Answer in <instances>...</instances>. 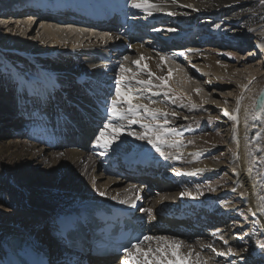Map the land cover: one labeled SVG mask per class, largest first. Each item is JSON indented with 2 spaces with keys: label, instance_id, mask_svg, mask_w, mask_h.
Wrapping results in <instances>:
<instances>
[{
  "label": "bare ground",
  "instance_id": "bare-ground-1",
  "mask_svg": "<svg viewBox=\"0 0 264 264\" xmlns=\"http://www.w3.org/2000/svg\"><path fill=\"white\" fill-rule=\"evenodd\" d=\"M71 1L73 0L65 3ZM118 1L125 6L131 5V0ZM247 1L177 0V3L173 4L171 0H152L158 8L153 9L150 16L162 18L163 21L168 19L164 21L166 26L158 27L165 29L169 19H178L189 26L183 31L180 30L185 33V40L190 37L193 28L202 34L206 33V29L213 30V35L221 38L216 40V37H212L211 40L210 36L200 34L199 46L198 42L194 45L183 44L185 40L183 37L179 38L177 46L169 49L168 52L172 53L169 57L157 47L115 33L113 37L116 46L112 48L104 37L105 31L102 30L89 32V38L93 36V39L98 40H91L87 44L88 40H83L84 33L81 34V30L74 32L65 26L62 30L74 38L67 41L61 33V28L50 26L66 25L61 19L48 20L39 17L37 20L44 39L48 40L47 48L37 47L35 42L28 38V29L23 28L24 24L19 20L6 27L12 28L10 31L3 32V29H0V55L6 59L13 57L9 65L5 64L4 69H0V189L9 192L0 193V264H11L13 250H28L34 255L50 260H59L66 256L67 252L63 249L57 251L59 244L54 238L56 223L67 214L78 213L79 205L85 201L100 202L128 211L137 209L135 217L144 220V228L149 236H166L183 241L185 246L182 251L185 254L191 244L192 249L204 258H209L204 254L208 244L218 252H221L217 248L219 245L225 246L228 252L229 246L232 248V245L246 244L239 235V228L235 232L231 231L235 236L231 240L233 235L226 237L228 228L224 227L229 219H238L244 211L264 237V211H259L260 207L264 206V201L261 200V197H264V119L253 120L249 115L247 124L245 123V108L251 111L250 105L256 100L252 93L256 96L264 88V71L257 75L254 69L256 65H263L264 68V40L255 37L243 38L223 23V20L229 19L227 16L232 12V7H238ZM15 3L14 0H0V12L10 6L22 5ZM224 5L229 7L223 8L222 11L218 9ZM127 9L131 11L130 8ZM128 10L125 9V12L130 13ZM170 12L175 15H169ZM130 15L134 17L136 27L143 26L144 19L137 20L136 14ZM22 17L27 19L26 24L29 26L28 13H16L11 18ZM78 38L85 41L82 46H79ZM173 39L168 37L170 41ZM215 43L218 44L214 46ZM212 44L214 49L220 51H229L226 49L231 47L235 48L233 50H245L248 47L242 54L243 56L247 53L246 56L240 57L237 66L249 64L250 61L245 60H250L256 54L260 55L255 66L246 67L249 70L245 82H239L243 77L239 76L230 62L218 59L212 52H201L202 48ZM253 46L255 52L252 50ZM49 51L53 52L52 55ZM109 55L114 56V60L109 59ZM140 56L146 58L141 66L147 63L155 75L168 77L170 86L175 79L180 78L183 84L188 85L189 78L196 76L198 79L205 77V86L208 87L228 86V78L239 82L240 88L233 99L237 98L238 93L242 92L243 95L240 99L238 128L231 125V134L227 140L230 158L223 160L221 156H215L214 161L223 160L222 164H214L206 158L201 160V149L210 139L196 137L197 140L187 138L181 144L178 143L179 145L173 144L171 139L168 140V143L161 146L162 151L169 157L165 159L146 141L127 135L124 130L126 125H139H129L127 120L120 121L125 127L113 150L105 152L94 144L98 132L95 127L102 126V122H105L106 108L110 100L115 98V85L120 79V65L136 71V66L131 62ZM160 56L169 58L176 64L184 62L179 64L186 66L187 73L190 74L181 77L180 73L175 71L178 76H169L166 72L169 63L165 59L161 61ZM127 75L130 76L131 73ZM139 78L148 79L146 73H142ZM246 81L248 87L243 88ZM132 83L134 91H142L143 86L135 85L134 81ZM159 83L160 81L153 78V84ZM157 89L143 91L145 97L155 101L149 106L161 108L168 113L174 112L168 108L167 102L162 100V90L156 91ZM255 90L258 92L255 93ZM66 93H69L67 97ZM186 96L198 103L197 94L194 92ZM149 99H142L140 103L148 104ZM179 118L181 117L177 114L175 117H168L177 124L182 123L183 118L180 121ZM11 120H27L24 122L27 141H20L11 135L2 136L4 131H1V128L6 127L3 124L11 123ZM8 127L17 132L13 124ZM76 137L80 138L82 146L72 148ZM108 138L110 137H106ZM214 138L212 141H215ZM61 140H65L66 144L54 148L53 143ZM144 158L150 161V170L140 167V159ZM249 167L252 168L250 173ZM27 168H36L38 177L32 178L26 171ZM105 174L113 178H105ZM141 174L150 178L147 183L136 181L143 178ZM220 175L223 176L222 181L209 182L205 189L201 187L203 190L191 189L188 186ZM6 177H9L8 183L5 181ZM20 181H26L27 186L20 187ZM12 185H19V188ZM100 192L105 195L101 196ZM181 192L190 195L181 197ZM137 196L141 198L137 200ZM121 200H134L136 207H131L130 203L121 204ZM142 205L153 209L155 219L146 211H140ZM24 212L36 216H24ZM40 215L45 218L42 219ZM44 237L47 241L46 245L42 246L41 240ZM205 240L207 243H204ZM149 246L155 247V242L146 241L142 245L144 248ZM235 255V258L239 259L235 264L253 263L255 259L260 258L264 261V253L258 249L248 256L245 255L246 258L238 254L225 255L227 260L218 264H233V261H230ZM222 256H217L214 252L210 264L217 263ZM122 258L124 256L115 262L112 258H94L89 260L88 264H120Z\"/></svg>",
  "mask_w": 264,
  "mask_h": 264
},
{
  "label": "rangeland",
  "instance_id": "rangeland-1",
  "mask_svg": "<svg viewBox=\"0 0 264 264\" xmlns=\"http://www.w3.org/2000/svg\"><path fill=\"white\" fill-rule=\"evenodd\" d=\"M215 6V5H214ZM11 7V6H10ZM229 7V5H224V7L218 8L221 11L223 10V8H227ZM232 12L228 13V18L226 20H223V23L225 26L232 28L234 32L239 33L243 38H250V37H255L257 35H264V4H261L260 0H248L246 3L240 4V6L238 7H232ZM29 26L28 24H26L27 19L23 18L22 19H15V18H11L10 15L8 14H0V29L3 32H6L7 30H11L12 28H7L9 25H11L13 22L16 21H21L20 23H23L24 26L23 28L28 29V38L32 40V42H35V45L37 47H43L45 46L46 48L49 46L48 44V40L44 39L43 36V31L40 30L41 25L37 20L39 19V17L35 16L34 14H29ZM37 23V25L35 26V24ZM46 24V23H45ZM49 24V23H48ZM70 24H66V25H55V24H50V26L52 28H61V33L64 36L65 39H67V41L73 40V36L67 32H65L64 30H62L63 28H71L74 30V32H76L75 30H81L84 36L83 40H88L87 44L90 43L91 40H98L97 38L93 39V36L91 38H89V32H95L92 29H83L81 26H74ZM28 26V27H26ZM74 27V28H73ZM8 31V33H9ZM86 31V32H83ZM88 32V33H87ZM86 33V34H85ZM74 34V33H73ZM88 37H87V36ZM80 37V36H79ZM81 38V37H80ZM80 38H78L79 40V46H82L84 44L85 41H80ZM256 38V37H255ZM255 39L252 40V42H254ZM239 42V41H238ZM234 46L236 45L235 42ZM218 43H215V45H217ZM76 46V45H75ZM249 46V45H247ZM248 48V47H247ZM246 48V49H247ZM257 48V46H256ZM245 49V50H246ZM201 50V49H200ZM243 49H237V50H232V51H224V50H216L213 48V44L212 45H208L207 47L202 48L201 52H212L215 54V56L223 61H226L227 63L230 62L231 66L234 67L233 69L239 73L241 80L239 82L243 83L246 80V73H248V70L246 67H249V65H253L255 66V63L258 62L257 59L260 58L258 54L255 55V58L253 59H247L245 61H250L249 64H241L239 66L238 65V61H240V57L246 56V54H244L242 56V54L244 53ZM253 52H255V46L252 47ZM53 52L49 51V54L52 55ZM259 53V52H258ZM165 54L167 55V57L171 56L172 53L169 52H165ZM111 55V53H110ZM109 55V56H110ZM31 56V55H30ZM40 57V55H39ZM114 60V56L113 57H109V59ZM167 60V61H166ZM13 61V57H9V59H6L5 57L0 55V69H4L5 64H10ZM165 61L167 63H169V67L167 68L166 72L169 74V70H171V74H174V76H178L176 74V72L180 73L181 77L184 76H188L190 73L188 72V69L186 68V66H183L179 63H184V62H179L178 64H176L175 61L172 62L171 59L169 58H165ZM170 61V62H168ZM173 64V66H172ZM32 65V64H31ZM247 65V66H246ZM176 66V67H175ZM237 66V67H235ZM172 67V68H171ZM263 65L257 67V65L254 67V69L256 70V74H260L262 73V71H264V68H262ZM182 68V69H181ZM184 70V71H183ZM176 71V72H175ZM117 74V71H114ZM185 75H183V74ZM188 78V77H187ZM230 79V81L228 80V86L225 85H221L220 87H208L205 86L206 83V79L205 77H201L200 79H198V77H192L191 79L189 78L190 83L188 85L183 84V82H181V78L180 79H175V81L172 83L173 85L170 86V90L168 89H164L162 90L163 92V96H162V100L167 102V106L170 110H173L178 116H180L181 118H183V120L181 118H179V121L182 120V123L177 124L173 121L169 120V125L168 127L174 128L175 132L171 135H169L166 139L168 140H173V141H177L179 144H181L185 139H195L196 137L199 138H203V137H207V143L203 145V154L201 157V160H210L212 163L214 164H222L223 160H225V158H230L231 157V152L230 149L227 147V140L230 137L231 134V125H233L234 128H238L239 125V111H235L237 108L240 109V99L241 96L243 95V93H238L237 94V98H234V95L236 94L237 90H239V85L236 80L234 82V80L232 78H228ZM114 81H116V79H113ZM248 81H246L245 85L243 88H245V86L248 87ZM161 90V89H160ZM199 90V91H197ZM264 90V88L262 89ZM158 91V89L156 90ZM167 91L168 95L165 96L164 92ZM195 93L197 94V98H198V103L193 102L191 100H189V98L186 95H189L190 93ZM258 91L255 90V93H257ZM261 93V91H260ZM69 95V93H66ZM186 94V95H184ZM231 94V95H230ZM70 95H72V93H70ZM184 95V96H183ZM239 95V96H238ZM258 95V94H257ZM257 95L254 96V92L252 93V96L255 97V99H257ZM167 99V100H165ZM239 100V105L237 104V101ZM175 101V102H173ZM170 102V104H169ZM169 104V105H168ZM224 110H227L230 114L232 115H236L238 117L237 121H232L230 120L228 117L223 115ZM168 117L172 118L173 116L169 115ZM167 117V118H168ZM161 118V119H160ZM160 122L163 121V117L158 116L157 118ZM24 122H18V121H12L11 123H5L3 124L6 127H2L1 131H4V133L2 134V136L4 135H11L12 138H18L20 141H27L26 138V131L24 128ZM149 122V121H145ZM172 122V123H171ZM15 123V125H14ZM104 122H102V126L99 127H95V129H98L97 134L99 133L100 129L103 128V124ZM10 124H13V128L17 131L16 133L13 132V129H10L8 126H10ZM14 130V131H15ZM124 130L126 132L128 131H133V132H140L143 131L144 129H142L140 127V125L133 126H127L124 128ZM24 133V134H23ZM178 135H180L181 137L179 138ZM215 137V138H214ZM214 138V140L216 141H212ZM197 140V139H195ZM225 142V143H224ZM178 144V145H179ZM218 144V145H217ZM217 145V146H215ZM150 146V145H149ZM211 147V148H210ZM206 148V149H205ZM215 156H221L223 160L217 162L214 161V159L216 158ZM206 158V159H204ZM103 164V162H101ZM26 171H28V173L30 174V176L32 178H37L38 176L36 175L35 172H37L38 170L36 168L30 169L27 168ZM102 171V169L100 168V172ZM33 175V176H32ZM35 176V177H34ZM105 178H113L111 175H103ZM141 177H143L142 179L136 180V181H142L143 184L147 183V181L150 179L148 176L141 174ZM223 180V176H217V178L214 179H210L207 178L204 181H199L198 183H192L189 184V188L191 189H205V187L207 185H209L208 183H212V182H219ZM5 181L8 183L9 182V177L5 178ZM135 181V180H132ZM105 182V181H104ZM20 185V187L25 188L27 186V182L25 181H20L18 183ZM19 185H15L19 188ZM14 188H16L14 185H12ZM202 187V188H201ZM202 189V190H203ZM3 193L4 190L2 191L0 189V193ZM9 193V192H4ZM150 208L149 206H144L142 205L141 208ZM15 213V211H14ZM24 216H28V217H34L36 216V214H30L29 213H23ZM40 217L43 219L45 218L43 215ZM224 227L228 228V232L225 233V236L231 237V240H233V238L235 237L234 234H231V231H237V228H239V235L242 239H244L245 241V245L239 246V245H232V248L234 247L233 251L236 252L234 254H238L241 255L242 258H246V256H248L251 252H256V250L260 249V251L262 253H264V249H262L260 247L261 244H264V237L261 236V233L258 232L256 226L253 225L252 219L250 216H248L247 212L244 211L242 212V216H240L238 219H229L225 224ZM241 233V234H240ZM174 235V234H172ZM175 238H177V236L174 235ZM42 246L46 245V241L47 239L44 237L42 238ZM208 241V240H207ZM258 241V244H257ZM195 243V242H194ZM204 243H207L206 240ZM147 245V244H146ZM191 245V244H190ZM195 245V244H194ZM197 246V245H195ZM221 246V247H220ZM223 247V248H222ZM231 247V246H229ZM219 251L226 253L225 255H227V248H225V246L219 245ZM59 250V248L57 249V251ZM204 250V249H203ZM204 254H207V256L209 258H213L214 252L208 248H206L204 250ZM225 255H223L221 258H219L218 263H224L227 259L225 257ZM246 255V256H245ZM122 257V256H121ZM236 255L234 256V258H231L230 262H235L237 260H239L238 258H235ZM224 259V260H223ZM246 264H264L263 259H255L253 261V263L251 262H247Z\"/></svg>",
  "mask_w": 264,
  "mask_h": 264
},
{
  "label": "snow or ice",
  "instance_id": "snow-or-ice-1",
  "mask_svg": "<svg viewBox=\"0 0 264 264\" xmlns=\"http://www.w3.org/2000/svg\"><path fill=\"white\" fill-rule=\"evenodd\" d=\"M173 4L177 3V0H171ZM261 4H264V0H260ZM131 7L135 9H140L146 12L149 16L152 15V10L157 9L158 5L152 3V0H131ZM187 7H192L187 5ZM169 15H175V13H168ZM169 31H174V29H169ZM108 34L105 33L104 37ZM102 37V39L104 38ZM127 60L128 57H125ZM146 58L140 56L139 59L133 60L131 63L136 66V71H132L131 68H126L123 64L119 67L120 79L117 80L115 85V98L111 99L107 108V119L104 122L103 128L100 129L99 133L96 135L94 144L105 152L113 150V146L116 141L120 140L121 131L125 127L120 121L127 120L129 125L139 124L143 132H133L128 131L127 135L134 137L136 140L146 141L156 152H159L161 156L165 159L169 157L165 155L162 151L161 146L168 143L167 137L175 132L174 128L168 127L169 120L168 116H176L175 112L168 113L163 111L158 107H150V104H154L155 101H151L148 97L143 95V91H151L153 88H158L161 90H170V85L168 84V77L157 76L150 69L147 63L142 66V61ZM164 56H160V60L163 61ZM160 65H158L159 67ZM131 73V75H127ZM142 73H146L148 79H140L139 76ZM169 76H171V70H169ZM153 78L160 81L159 84H153ZM135 85L143 86L141 92H136L133 90V83ZM251 83V81H249ZM247 87V86H245ZM199 91V90H197ZM154 95L156 93H153ZM164 95L167 96L168 92L165 91ZM142 99H149L148 104L140 103ZM242 99V97H241ZM175 102V101H173ZM239 105V100L237 101ZM258 108V110H257ZM249 108H245V123L247 124V118L249 115L253 120L264 119V90L258 94L257 99L252 102ZM235 111H239L237 108ZM223 115L228 117L232 121H237L238 117L236 115L230 114L227 110H224ZM158 116L163 117V121L160 122L157 118ZM143 121H149L147 123ZM259 136V133H257ZM106 137H110L106 139ZM173 144H178L177 141H173ZM104 155V153H101ZM175 159L176 157H172ZM252 168H248L250 173ZM195 173H189V175H194ZM180 175V173H176ZM95 183V181H93ZM135 187V186H133ZM101 196L105 195L103 192L99 193ZM190 195L187 192H181L180 196ZM141 197L137 196L136 199L139 200ZM115 199V197H113ZM264 201V197H261ZM121 204H129L131 207L135 208V201L121 200ZM141 212H147L148 215L155 219L153 216V209L140 208ZM259 211H264V206H261ZM215 235V233H213ZM155 242V247L149 246L147 248L142 247L146 242ZM227 243V241H225ZM184 242L169 238L166 236H149L145 235L143 239L137 240L135 243H131L130 246L123 248L124 258L120 260V264H210L211 258H204L199 252H195L192 247L188 246V251L185 254L182 251L184 248ZM207 248H211L217 256L225 255L226 253L218 252L211 244L206 245ZM260 247L264 249V244ZM234 251L231 247L228 248L227 255H233ZM235 264V262H233Z\"/></svg>",
  "mask_w": 264,
  "mask_h": 264
},
{
  "label": "water",
  "instance_id": "water-1",
  "mask_svg": "<svg viewBox=\"0 0 264 264\" xmlns=\"http://www.w3.org/2000/svg\"><path fill=\"white\" fill-rule=\"evenodd\" d=\"M83 203H97V202H95V201H85V202H82L81 204H83Z\"/></svg>",
  "mask_w": 264,
  "mask_h": 264
}]
</instances>
